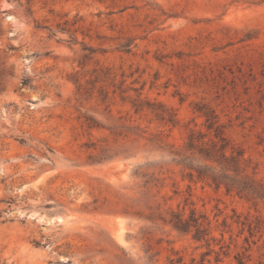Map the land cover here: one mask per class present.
I'll use <instances>...</instances> for the list:
<instances>
[{"label": "rangeland", "instance_id": "374dc122", "mask_svg": "<svg viewBox=\"0 0 264 264\" xmlns=\"http://www.w3.org/2000/svg\"><path fill=\"white\" fill-rule=\"evenodd\" d=\"M202 106L264 185V0H0V264H264V199L171 162Z\"/></svg>", "mask_w": 264, "mask_h": 264}, {"label": "trees", "instance_id": "16d2710c", "mask_svg": "<svg viewBox=\"0 0 264 264\" xmlns=\"http://www.w3.org/2000/svg\"><path fill=\"white\" fill-rule=\"evenodd\" d=\"M196 111L205 119L206 131L190 130L182 148L170 147L168 153L171 162L186 171V178L190 181L206 182L217 189L224 187L227 194L235 193L248 201L264 199V185L256 183L246 173L244 152L232 144L226 125L220 122L216 111L206 106ZM162 117L164 119V115ZM169 122L174 123L172 118H169ZM87 124L89 127H98L93 120ZM194 216L192 212L191 219L186 220L179 215L167 223L185 234L190 232L193 222V227L200 233L202 225ZM194 239L200 238L195 234Z\"/></svg>", "mask_w": 264, "mask_h": 264}, {"label": "bare ground", "instance_id": "6f19581e", "mask_svg": "<svg viewBox=\"0 0 264 264\" xmlns=\"http://www.w3.org/2000/svg\"><path fill=\"white\" fill-rule=\"evenodd\" d=\"M118 238V237H117ZM119 239V238H118Z\"/></svg>", "mask_w": 264, "mask_h": 264}]
</instances>
